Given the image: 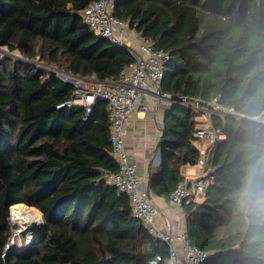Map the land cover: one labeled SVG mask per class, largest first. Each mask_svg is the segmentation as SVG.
Wrapping results in <instances>:
<instances>
[{
    "label": "trees",
    "instance_id": "16d2710c",
    "mask_svg": "<svg viewBox=\"0 0 264 264\" xmlns=\"http://www.w3.org/2000/svg\"><path fill=\"white\" fill-rule=\"evenodd\" d=\"M96 1L0 0V46L28 59L0 58V264H149L168 255V245L133 215L126 192L104 178L118 169L106 102L97 100L86 119L80 107L57 108L74 86L30 63L38 55L75 76L116 80L133 58L82 22ZM113 15L169 56L162 91L172 102L150 196L170 202L186 183L181 168L200 157L198 114L181 97L233 109L238 118H211L225 138L210 152L213 184L181 205L185 231L207 253L200 264H264V227L246 222L233 199L241 169L264 157L251 147H264L256 120H264V0H115ZM14 204L39 210L43 227L29 243L6 249Z\"/></svg>",
    "mask_w": 264,
    "mask_h": 264
},
{
    "label": "built area",
    "instance_id": "2783aa9c",
    "mask_svg": "<svg viewBox=\"0 0 264 264\" xmlns=\"http://www.w3.org/2000/svg\"><path fill=\"white\" fill-rule=\"evenodd\" d=\"M114 3L115 0L90 3L81 12L82 22L95 36L123 47L132 56L133 62L119 72L116 80L98 81L92 74L86 77L76 76L79 78L72 83L55 75L74 86L70 98L58 104L57 108L80 107L84 110L82 119H86L97 100L106 102L111 154L118 169L115 172L106 171L104 178L108 184L126 192L133 215L140 220L147 233L168 245L167 257L162 259L160 255H156L149 264L160 262L178 264L179 261L182 264H200L207 258V253L191 244L185 229L171 232L157 223L160 210L150 198L149 174L139 173L136 162L130 159L125 148V126L133 112L141 106L145 96H152L154 101H164L168 105L172 102L171 94L162 91L163 67L169 56L164 51L156 50L152 40L142 35L135 27H130L128 22L115 17ZM4 48L7 49L6 46H0V57L4 56ZM41 66L42 64L37 67ZM179 103L198 114L199 124L194 135L208 147L200 149V157L196 164L200 171L199 175L186 183H179L172 193L170 202L176 206L203 197L208 187L213 184V177L208 176L210 172L208 160L214 143L224 139L225 134L213 127L211 118L213 116L238 118L233 109L222 107L216 99L203 102L199 99L189 100L181 97ZM256 120L264 124V120Z\"/></svg>",
    "mask_w": 264,
    "mask_h": 264
},
{
    "label": "crops",
    "instance_id": "0c3cea01",
    "mask_svg": "<svg viewBox=\"0 0 264 264\" xmlns=\"http://www.w3.org/2000/svg\"><path fill=\"white\" fill-rule=\"evenodd\" d=\"M168 106V103L156 102L152 96L147 95L125 126V148L130 159L136 162L139 173L142 175L149 174L150 170L156 169L160 164L157 143ZM181 173L186 181H189L199 175L200 171L196 165H187L181 168ZM150 198L160 210V215L157 217L159 225L171 232L185 229V216L181 206L173 205L161 198L153 196ZM179 254L181 256L180 252ZM179 262L178 264H182Z\"/></svg>",
    "mask_w": 264,
    "mask_h": 264
},
{
    "label": "clouds",
    "instance_id": "9594fccd",
    "mask_svg": "<svg viewBox=\"0 0 264 264\" xmlns=\"http://www.w3.org/2000/svg\"><path fill=\"white\" fill-rule=\"evenodd\" d=\"M256 152L264 153V147L252 145ZM241 171L239 186L236 188L233 199L246 222L254 227H264V182L260 177H264V157H261L259 167L255 161L248 163Z\"/></svg>",
    "mask_w": 264,
    "mask_h": 264
},
{
    "label": "rangeland",
    "instance_id": "374dc122",
    "mask_svg": "<svg viewBox=\"0 0 264 264\" xmlns=\"http://www.w3.org/2000/svg\"><path fill=\"white\" fill-rule=\"evenodd\" d=\"M3 50H4V54H3L4 56H2L0 58L7 59V60H17V61H20V60L26 61V60H28L23 55H21V53H19L17 50L10 51V50L5 49V48ZM37 62H38V64H37ZM30 63L32 65H36L37 64V66L42 64L41 69H44V70L49 71V72H54V74L56 76H58L59 78H61L63 80H67V81L72 82V83H75V79L79 78V77L74 76L73 74H71L70 72L65 70L64 68L59 67L56 64H45V62L42 61L39 58L38 55L35 56L30 61ZM196 146L200 150V149H204L207 145H206V143H204L203 141L200 140L198 143H196ZM22 205L24 207H28V206H26L24 204H22ZM42 222H43V219L41 218V225L39 226L37 232L41 231ZM9 223H10L11 237H10V240H9L8 243L11 245V248H20L22 245H25L27 243V241H28L26 239V235L24 233H16L15 234V231H14V228H13L14 225H13V221H12L11 215H9Z\"/></svg>",
    "mask_w": 264,
    "mask_h": 264
},
{
    "label": "bare ground",
    "instance_id": "6f19581e",
    "mask_svg": "<svg viewBox=\"0 0 264 264\" xmlns=\"http://www.w3.org/2000/svg\"><path fill=\"white\" fill-rule=\"evenodd\" d=\"M11 217L16 233H24L29 241L41 225V213L32 207H24L22 204H14L10 208Z\"/></svg>",
    "mask_w": 264,
    "mask_h": 264
},
{
    "label": "water",
    "instance_id": "95a60500",
    "mask_svg": "<svg viewBox=\"0 0 264 264\" xmlns=\"http://www.w3.org/2000/svg\"><path fill=\"white\" fill-rule=\"evenodd\" d=\"M49 75L52 77V76H55V74H54V72H49ZM41 218H42V215H41ZM41 227H43V222H42V226ZM36 235V234H35ZM34 235V236H35ZM33 238V237H32ZM31 238V239H32ZM31 239L29 240V241H27V243H29L30 241H31ZM9 248H11V245L8 243L7 244V246H6V249H9Z\"/></svg>",
    "mask_w": 264,
    "mask_h": 264
}]
</instances>
